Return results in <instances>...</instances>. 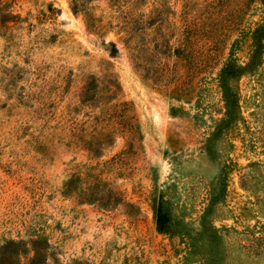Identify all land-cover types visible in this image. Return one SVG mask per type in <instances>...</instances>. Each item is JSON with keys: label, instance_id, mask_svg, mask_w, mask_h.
<instances>
[{"label": "rangeland", "instance_id": "obj_1", "mask_svg": "<svg viewBox=\"0 0 264 264\" xmlns=\"http://www.w3.org/2000/svg\"><path fill=\"white\" fill-rule=\"evenodd\" d=\"M0 264H264V0H0Z\"/></svg>", "mask_w": 264, "mask_h": 264}, {"label": "trees", "instance_id": "obj_2", "mask_svg": "<svg viewBox=\"0 0 264 264\" xmlns=\"http://www.w3.org/2000/svg\"><path fill=\"white\" fill-rule=\"evenodd\" d=\"M92 200V199H91Z\"/></svg>", "mask_w": 264, "mask_h": 264}]
</instances>
